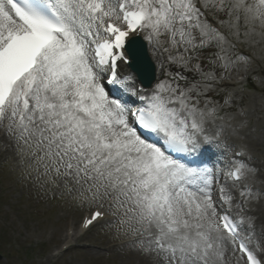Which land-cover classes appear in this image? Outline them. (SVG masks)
<instances>
[{
	"label": "snow or ice",
	"instance_id": "6c2138e0",
	"mask_svg": "<svg viewBox=\"0 0 264 264\" xmlns=\"http://www.w3.org/2000/svg\"><path fill=\"white\" fill-rule=\"evenodd\" d=\"M258 46L264 0H0V139L142 264H264L251 113L224 91L264 79Z\"/></svg>",
	"mask_w": 264,
	"mask_h": 264
},
{
	"label": "rangeland",
	"instance_id": "374dc122",
	"mask_svg": "<svg viewBox=\"0 0 264 264\" xmlns=\"http://www.w3.org/2000/svg\"><path fill=\"white\" fill-rule=\"evenodd\" d=\"M256 51L258 56L264 55L259 46ZM253 75L237 86H227L224 91L235 95L234 107L249 104L254 110L249 129L262 132V143L245 137L241 141L251 152L253 159L249 161L254 169L264 174V79L260 69ZM90 209L87 203L74 200L62 186L50 183L41 186L34 176L26 175L14 153L1 141L0 264H47L45 260L51 251L63 245L60 243L67 228L79 226L81 216ZM253 211L256 216L258 213L264 216V209L257 207ZM109 220L93 226L76 245L49 259V264H142L143 258L129 246L131 237ZM259 227L257 224L258 230Z\"/></svg>",
	"mask_w": 264,
	"mask_h": 264
},
{
	"label": "bare ground",
	"instance_id": "6f19581e",
	"mask_svg": "<svg viewBox=\"0 0 264 264\" xmlns=\"http://www.w3.org/2000/svg\"><path fill=\"white\" fill-rule=\"evenodd\" d=\"M250 112H251V109L249 110ZM246 136H245V138L246 139H248V140H250V141H259L260 142V144L262 143V140H260V138H261V136L260 135H262V132H259V131H257V129H249V130H246ZM258 139V140H257ZM250 164L252 165V166H254L253 164H252V162H250ZM257 216L259 217V219L257 220V224L258 225H260V222L261 221H264V216H262L260 213H258L257 214ZM81 229V228H80ZM81 231H82V229H81ZM75 237L76 238H78L79 237V235H78V233H75Z\"/></svg>",
	"mask_w": 264,
	"mask_h": 264
}]
</instances>
